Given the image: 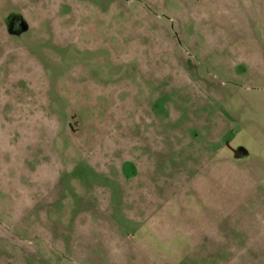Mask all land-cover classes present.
<instances>
[{
    "label": "rangeland",
    "instance_id": "1",
    "mask_svg": "<svg viewBox=\"0 0 264 264\" xmlns=\"http://www.w3.org/2000/svg\"><path fill=\"white\" fill-rule=\"evenodd\" d=\"M0 264H264V0H0Z\"/></svg>",
    "mask_w": 264,
    "mask_h": 264
}]
</instances>
